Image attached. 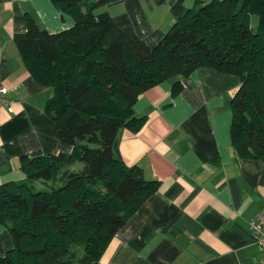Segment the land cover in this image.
<instances>
[{"label":"trees","instance_id":"1","mask_svg":"<svg viewBox=\"0 0 264 264\" xmlns=\"http://www.w3.org/2000/svg\"><path fill=\"white\" fill-rule=\"evenodd\" d=\"M52 1L75 25L51 33L28 14L15 41L33 77L53 89L45 110L73 150L22 156L27 180L0 186V221L15 239L0 264L99 263L160 187L119 158L115 141L122 128L142 129L147 117L135 114V103L171 78L201 67L238 75L232 145L239 157L264 159V0H197L153 48L97 18L111 0ZM183 89L176 82L172 95Z\"/></svg>","mask_w":264,"mask_h":264},{"label":"crops","instance_id":"2","mask_svg":"<svg viewBox=\"0 0 264 264\" xmlns=\"http://www.w3.org/2000/svg\"><path fill=\"white\" fill-rule=\"evenodd\" d=\"M196 1L111 0L96 16L112 18L153 48ZM28 14L51 33L76 23L52 0H0V81L11 89L10 106L0 107V186L27 180L22 156L73 150L45 110L53 89L33 77L15 41L29 28ZM258 22L253 15L254 28ZM178 81L184 89L173 96ZM240 83L238 75L201 67L139 96L134 111L147 121L138 132L122 128L115 151L160 187L118 231L98 264H262L264 250L250 221L264 209V159L239 157L231 139V101ZM34 183L46 188L43 181ZM14 247L0 221V255Z\"/></svg>","mask_w":264,"mask_h":264},{"label":"built area","instance_id":"3","mask_svg":"<svg viewBox=\"0 0 264 264\" xmlns=\"http://www.w3.org/2000/svg\"><path fill=\"white\" fill-rule=\"evenodd\" d=\"M11 89L0 81V107H9L11 99L9 94ZM250 228L256 235L259 244L264 250V209L257 214L255 218L250 221ZM264 264V261L262 262Z\"/></svg>","mask_w":264,"mask_h":264}]
</instances>
